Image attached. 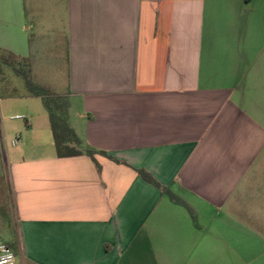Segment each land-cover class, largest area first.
I'll return each mask as SVG.
<instances>
[{
	"label": "crops",
	"instance_id": "crops-1",
	"mask_svg": "<svg viewBox=\"0 0 264 264\" xmlns=\"http://www.w3.org/2000/svg\"><path fill=\"white\" fill-rule=\"evenodd\" d=\"M57 1L63 79L47 90L117 162L59 158L34 129L12 141L15 264H261L244 257L264 240V0ZM30 31L24 1L0 0V51L34 78Z\"/></svg>",
	"mask_w": 264,
	"mask_h": 264
},
{
	"label": "rangeland",
	"instance_id": "rangeland-1",
	"mask_svg": "<svg viewBox=\"0 0 264 264\" xmlns=\"http://www.w3.org/2000/svg\"><path fill=\"white\" fill-rule=\"evenodd\" d=\"M23 1L27 26L33 33V35L29 34L31 49L33 56H35V51L38 53L37 63L41 68V71L37 75L35 74L33 81L36 85L47 90L49 89L48 81L53 80L57 83L63 75L58 77L62 73V40L58 37L59 34L56 33V38L52 34V30L57 32L63 30L59 13V9L63 8V5L57 0ZM3 72L4 74L0 75V219L2 225L10 222L11 217L7 196L5 149H12V141L14 143L16 138H20L21 143L14 144V148L20 149L24 144V133L28 138L29 133L27 132L32 129L38 132L37 135L40 138H51V142H53L48 115L42 99L27 94L23 78L16 75L11 67L3 66ZM18 116L24 119H15ZM30 124L32 128H30ZM261 231L264 232V229ZM249 242L251 240H248ZM255 245L260 249L257 253L245 256L244 262L264 264V240H260L259 244L255 243Z\"/></svg>",
	"mask_w": 264,
	"mask_h": 264
},
{
	"label": "trees",
	"instance_id": "trees-1",
	"mask_svg": "<svg viewBox=\"0 0 264 264\" xmlns=\"http://www.w3.org/2000/svg\"><path fill=\"white\" fill-rule=\"evenodd\" d=\"M3 66L11 67L16 75L23 78L29 96L40 97L42 99L43 106L48 115L50 131L57 157L66 158L86 155L93 159L96 154H99L117 162L116 159L109 156L106 152L96 150L85 144L72 126L69 115L70 101L68 96L51 95L48 90H44L41 86L36 85L33 81L31 63L28 58H22L11 53L0 51V75L4 74ZM136 172L142 180L159 189L161 193L168 196L171 201L189 209V207L168 188L162 187L151 174L144 170H136Z\"/></svg>",
	"mask_w": 264,
	"mask_h": 264
},
{
	"label": "built area",
	"instance_id": "built-area-1",
	"mask_svg": "<svg viewBox=\"0 0 264 264\" xmlns=\"http://www.w3.org/2000/svg\"><path fill=\"white\" fill-rule=\"evenodd\" d=\"M15 119H24L23 117H15ZM20 139L16 138L14 144H19ZM16 255L14 251L5 243L0 241V264H15Z\"/></svg>",
	"mask_w": 264,
	"mask_h": 264
}]
</instances>
